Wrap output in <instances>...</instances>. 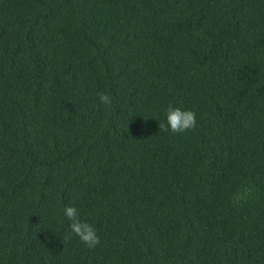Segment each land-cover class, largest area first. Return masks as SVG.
Segmentation results:
<instances>
[{"label": "trees", "instance_id": "16d2710c", "mask_svg": "<svg viewBox=\"0 0 264 264\" xmlns=\"http://www.w3.org/2000/svg\"><path fill=\"white\" fill-rule=\"evenodd\" d=\"M0 264H264V0H0Z\"/></svg>", "mask_w": 264, "mask_h": 264}, {"label": "clouds", "instance_id": "9594fccd", "mask_svg": "<svg viewBox=\"0 0 264 264\" xmlns=\"http://www.w3.org/2000/svg\"><path fill=\"white\" fill-rule=\"evenodd\" d=\"M99 103L108 110L112 106V97L107 93H97ZM196 114L191 110H182L169 105L166 110V123L159 124V131L171 132L172 134L185 133L196 128ZM252 188H244L232 195V202L238 207H242L252 195ZM64 217L69 221L70 234L65 239H71L72 235L87 248L92 249L100 244V237L96 228L87 220H82L75 207L68 206L64 209Z\"/></svg>", "mask_w": 264, "mask_h": 264}]
</instances>
